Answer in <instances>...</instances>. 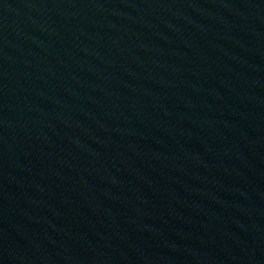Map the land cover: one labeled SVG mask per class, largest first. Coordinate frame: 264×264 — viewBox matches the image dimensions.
<instances>
[{
    "label": "water",
    "instance_id": "obj_1",
    "mask_svg": "<svg viewBox=\"0 0 264 264\" xmlns=\"http://www.w3.org/2000/svg\"><path fill=\"white\" fill-rule=\"evenodd\" d=\"M0 264H264V0H0Z\"/></svg>",
    "mask_w": 264,
    "mask_h": 264
}]
</instances>
